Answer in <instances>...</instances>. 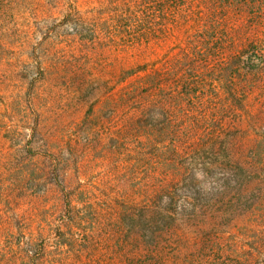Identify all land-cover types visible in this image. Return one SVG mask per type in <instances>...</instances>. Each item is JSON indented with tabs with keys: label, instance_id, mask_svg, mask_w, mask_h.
<instances>
[{
	"label": "trees",
	"instance_id": "16d2710c",
	"mask_svg": "<svg viewBox=\"0 0 264 264\" xmlns=\"http://www.w3.org/2000/svg\"><path fill=\"white\" fill-rule=\"evenodd\" d=\"M112 4L121 47L154 56L122 70L101 106L126 151L114 152L120 191L100 210L53 164L63 194L53 251L40 234L0 227V264H264V132L252 100L264 91V0ZM15 185L0 180V203Z\"/></svg>",
	"mask_w": 264,
	"mask_h": 264
},
{
	"label": "rangeland",
	"instance_id": "374dc122",
	"mask_svg": "<svg viewBox=\"0 0 264 264\" xmlns=\"http://www.w3.org/2000/svg\"><path fill=\"white\" fill-rule=\"evenodd\" d=\"M114 14L112 0H0V180L16 182L11 201L0 203V227L40 234L49 251L63 208L53 164L66 190L100 210L122 184L114 152L126 151L104 131L111 113L101 106L122 70L154 56L121 47ZM259 30L264 35V21ZM252 100L264 132V91ZM91 104L93 119L82 125Z\"/></svg>",
	"mask_w": 264,
	"mask_h": 264
}]
</instances>
